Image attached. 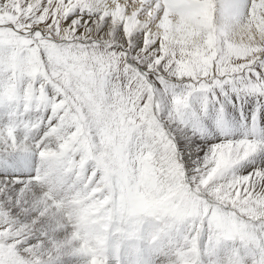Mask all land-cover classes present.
<instances>
[{
    "label": "snow or ice",
    "instance_id": "obj_1",
    "mask_svg": "<svg viewBox=\"0 0 264 264\" xmlns=\"http://www.w3.org/2000/svg\"><path fill=\"white\" fill-rule=\"evenodd\" d=\"M0 264H264V0H0Z\"/></svg>",
    "mask_w": 264,
    "mask_h": 264
}]
</instances>
